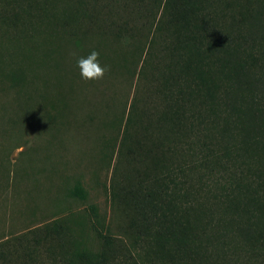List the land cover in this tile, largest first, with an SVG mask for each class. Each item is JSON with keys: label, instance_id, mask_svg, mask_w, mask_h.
<instances>
[{"label": "trees", "instance_id": "obj_1", "mask_svg": "<svg viewBox=\"0 0 264 264\" xmlns=\"http://www.w3.org/2000/svg\"><path fill=\"white\" fill-rule=\"evenodd\" d=\"M0 35L2 87L24 89L35 68L43 94L39 70L64 60L78 78L92 50L105 79L134 84L100 122L121 129L107 192L122 232L91 206L87 224L68 215L0 239V264H264V0H0ZM34 41L42 59L13 54V70L5 44ZM69 195L85 199L80 184Z\"/></svg>", "mask_w": 264, "mask_h": 264}, {"label": "rangeland", "instance_id": "obj_2", "mask_svg": "<svg viewBox=\"0 0 264 264\" xmlns=\"http://www.w3.org/2000/svg\"><path fill=\"white\" fill-rule=\"evenodd\" d=\"M33 43L22 46L19 54L5 44L2 54L13 70L19 69L13 54L27 62L42 59L43 47ZM120 54L117 49L109 64H118ZM59 64V73L44 78L40 70L36 74L45 82L43 94H36L35 68L25 71L29 78L24 89L11 88L7 82L5 88L0 85V239L68 215L87 224L91 206L114 236L125 223L107 192L123 171L117 153L121 129L111 130L110 124L103 127L100 122L114 121L126 99L130 104L134 84L126 88L125 78L113 74H107L109 79L85 81L80 75L75 78L64 60ZM76 184L83 188L85 199L69 195Z\"/></svg>", "mask_w": 264, "mask_h": 264}, {"label": "clouds", "instance_id": "obj_3", "mask_svg": "<svg viewBox=\"0 0 264 264\" xmlns=\"http://www.w3.org/2000/svg\"><path fill=\"white\" fill-rule=\"evenodd\" d=\"M99 55V52L92 50L86 57L77 59L76 64L83 80L94 81L103 79L108 68L106 66H101Z\"/></svg>", "mask_w": 264, "mask_h": 264}]
</instances>
